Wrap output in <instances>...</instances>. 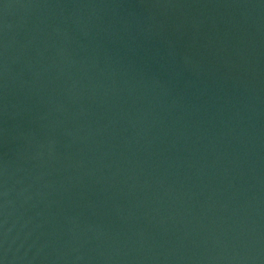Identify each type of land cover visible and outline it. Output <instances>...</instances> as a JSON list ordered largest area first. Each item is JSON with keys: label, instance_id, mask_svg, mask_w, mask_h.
I'll return each mask as SVG.
<instances>
[{"label": "water", "instance_id": "1", "mask_svg": "<svg viewBox=\"0 0 264 264\" xmlns=\"http://www.w3.org/2000/svg\"><path fill=\"white\" fill-rule=\"evenodd\" d=\"M0 264H264V0H0Z\"/></svg>", "mask_w": 264, "mask_h": 264}]
</instances>
